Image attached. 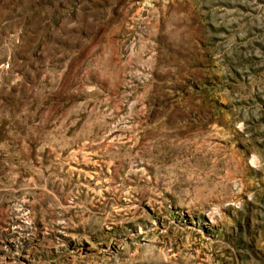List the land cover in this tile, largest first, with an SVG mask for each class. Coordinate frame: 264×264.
Masks as SVG:
<instances>
[{
	"label": "rangeland",
	"instance_id": "rangeland-1",
	"mask_svg": "<svg viewBox=\"0 0 264 264\" xmlns=\"http://www.w3.org/2000/svg\"><path fill=\"white\" fill-rule=\"evenodd\" d=\"M0 264H264V0H0Z\"/></svg>",
	"mask_w": 264,
	"mask_h": 264
}]
</instances>
